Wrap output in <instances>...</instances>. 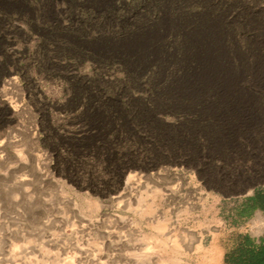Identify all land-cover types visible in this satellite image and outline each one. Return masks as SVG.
<instances>
[{"label": "rangeland", "instance_id": "1", "mask_svg": "<svg viewBox=\"0 0 264 264\" xmlns=\"http://www.w3.org/2000/svg\"><path fill=\"white\" fill-rule=\"evenodd\" d=\"M38 15L90 84L56 136L37 88L0 84V264H224L263 235L240 211L264 189V0H0V37Z\"/></svg>", "mask_w": 264, "mask_h": 264}, {"label": "flooded vegetation", "instance_id": "2", "mask_svg": "<svg viewBox=\"0 0 264 264\" xmlns=\"http://www.w3.org/2000/svg\"><path fill=\"white\" fill-rule=\"evenodd\" d=\"M30 1L40 5V0ZM69 9V13H73L74 7L69 6ZM27 18L21 19L20 23L8 20V23H15L23 29L24 35L17 37L19 39L12 34L8 38L0 37V56H4L0 58L3 65L0 67V84L16 85L19 78L30 88H37V101L43 105L40 129L49 136H56L60 130L57 118L60 104L74 108L78 100L85 99L77 96L75 89L90 83L77 79L74 65L82 60L77 56L88 60L91 51L71 45L61 46L59 21L43 19L41 15ZM50 141L48 137L45 144L44 139V145L58 151L59 138H53L52 143Z\"/></svg>", "mask_w": 264, "mask_h": 264}, {"label": "trees", "instance_id": "3", "mask_svg": "<svg viewBox=\"0 0 264 264\" xmlns=\"http://www.w3.org/2000/svg\"><path fill=\"white\" fill-rule=\"evenodd\" d=\"M255 210L264 212V189L257 190L245 201L240 215L250 216ZM224 264H264V233L254 239L248 234L236 237L234 245L224 255Z\"/></svg>", "mask_w": 264, "mask_h": 264}, {"label": "bare ground", "instance_id": "4", "mask_svg": "<svg viewBox=\"0 0 264 264\" xmlns=\"http://www.w3.org/2000/svg\"><path fill=\"white\" fill-rule=\"evenodd\" d=\"M11 139L15 140V136H9ZM1 157V156H0ZM23 178V177H22Z\"/></svg>", "mask_w": 264, "mask_h": 264}]
</instances>
